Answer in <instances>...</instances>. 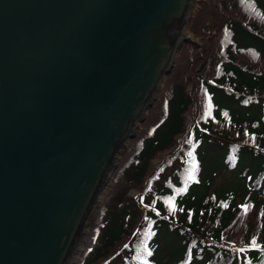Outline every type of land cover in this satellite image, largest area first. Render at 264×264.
Returning a JSON list of instances; mask_svg holds the SVG:
<instances>
[{
    "label": "water",
    "instance_id": "water-1",
    "mask_svg": "<svg viewBox=\"0 0 264 264\" xmlns=\"http://www.w3.org/2000/svg\"><path fill=\"white\" fill-rule=\"evenodd\" d=\"M190 4L0 0V264H65Z\"/></svg>",
    "mask_w": 264,
    "mask_h": 264
},
{
    "label": "trees",
    "instance_id": "trees-1",
    "mask_svg": "<svg viewBox=\"0 0 264 264\" xmlns=\"http://www.w3.org/2000/svg\"><path fill=\"white\" fill-rule=\"evenodd\" d=\"M196 4L78 264H264V0Z\"/></svg>",
    "mask_w": 264,
    "mask_h": 264
},
{
    "label": "rangeland",
    "instance_id": "rangeland-1",
    "mask_svg": "<svg viewBox=\"0 0 264 264\" xmlns=\"http://www.w3.org/2000/svg\"><path fill=\"white\" fill-rule=\"evenodd\" d=\"M197 0H195L194 1V5H193V7H192V9H191V15H190V19H189V22H188V25H189V28H188V34H187V36L185 37V38H188V40L186 41V42H188V41H192L193 40V36H192V34L190 33V27H191V24H192V19H193V14H194V12H195V10H196V7H197V4L195 5V2H196ZM185 42V43H186ZM184 44V43H183ZM183 44L180 46V48L183 46ZM180 48H179V50H180ZM179 50H178V52H179ZM178 52H174V61H177V59H178ZM175 64H176V62H175ZM175 64H174V66H175ZM174 66H173V68H174ZM173 68H172V70H173ZM172 70H171V72H172ZM170 72V73H171ZM169 73V74H170ZM168 74V75H169ZM167 75V76H168ZM166 76V77H167ZM166 77L164 78V82H163V84L161 85V87L159 88L160 89V91L155 95L156 96V100H157V98H158V95L160 94V92H161V90H162V88H163V86H164V83H165V80H166ZM156 100H155V102H156ZM154 102V103H155ZM153 103V104H154ZM147 114V113H146ZM145 118H146V115H145ZM144 118V119H145ZM141 125V124H140ZM139 125V126H140ZM137 131V130H136ZM127 144H128V142L125 144V147L123 148V150L127 147ZM122 153V152H121ZM121 155V154H120ZM119 155H117V157H118ZM120 158V156L118 157V159ZM118 159H115L114 161H113V165L115 164V165H117V163H118ZM115 165H114V170H115ZM114 170L112 171V172H110L109 171V174H108V179L107 180H105V182H104V184H103V186H102V194H100L99 195V200L97 201V203L95 204V207L93 208V212H92V214H91V217H90V219H94V217H95V215H96V212H97V210H98V208L101 206V204L104 202V199H105V196H106V194H107V191H108V189H109V185H110V182H111V179H112V175H113V172H114ZM234 172V171H233ZM233 172L232 173H230V172H228V173H225L221 178H218L217 179V181H216V186L217 187H229V186H233V181H234V175H233ZM235 173V172H234ZM236 177V176H235ZM133 193L132 192H130V195H132ZM92 221L93 220H90V224H89V226H88V230H87V232H86V234H85V236L83 237V241L81 242V244H80V246H79V255L78 256H76L77 257V259H76V261H75V264H78V260H79V257H80V252L82 253V247H83V245H84V242H85V240H86V237H87V235H88V232H89V228H90V225H91V223H92ZM114 264H119V261H116Z\"/></svg>",
    "mask_w": 264,
    "mask_h": 264
},
{
    "label": "bare ground",
    "instance_id": "bare-ground-1",
    "mask_svg": "<svg viewBox=\"0 0 264 264\" xmlns=\"http://www.w3.org/2000/svg\"><path fill=\"white\" fill-rule=\"evenodd\" d=\"M194 1H195V0H191V4H190V7H189V10H188V13H187V17H186V20H185L184 26H183V28H182V31H181V33H180V35H179V37H178L177 42H176L175 48L177 47V45H179V43H180V42H181V41L187 36V34H188V28H189L188 22H189V19H190L191 9H192V7H193V5H194ZM195 5H196V2H195ZM175 48H174V49H175ZM173 57H174V50H173L172 56H171V58H170V61H171V62L174 60ZM163 82H164V81H160V82L157 84V86H156V90L153 92L152 97L155 96L157 90H159V88L161 87V85L163 84ZM126 143H127V142H126L125 140L122 142V144L120 145V148L118 149V150H120V153L115 155L113 161H114L115 159H118V157L120 156V154H121V152H122V147H123ZM117 155H119V156L117 157ZM112 163H113V162H112ZM114 165H115V164H114ZM114 165L111 164V167H110V169L108 170V172H107V174H106V176H105V178H104V180H103V183H102L100 189L98 190V192H97V194H96V196H95V198H94V201H93V204H92V208H91V210H90V213H88L89 215L87 216V218H86V219L82 222V224H81V227H80V229H79V231H78L77 237H76V239H75V242H74V244H73V246H72V248H71V251H70V253H69V256H68V258H67L65 264H75V261H76V259H77L76 256L79 255V246H80L81 242L83 241V237L85 236V234H86V232H87V230H88V226H89V224H90V217H91V214H92V212H93V208L95 207V204L97 203V201H98L99 198H100L99 195L102 194V193H101V192H102V191H101V190H102V186H103L105 180L108 179L109 171L111 172V168H113ZM75 258H76V259H75Z\"/></svg>",
    "mask_w": 264,
    "mask_h": 264
},
{
    "label": "snow or ice",
    "instance_id": "snow-or-ice-1",
    "mask_svg": "<svg viewBox=\"0 0 264 264\" xmlns=\"http://www.w3.org/2000/svg\"><path fill=\"white\" fill-rule=\"evenodd\" d=\"M241 251H243V249H241Z\"/></svg>",
    "mask_w": 264,
    "mask_h": 264
}]
</instances>
